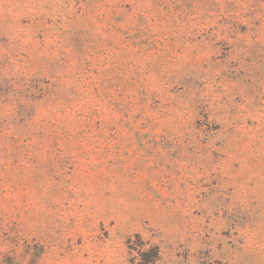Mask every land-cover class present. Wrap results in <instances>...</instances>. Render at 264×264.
<instances>
[{"label":"rangeland","instance_id":"obj_1","mask_svg":"<svg viewBox=\"0 0 264 264\" xmlns=\"http://www.w3.org/2000/svg\"><path fill=\"white\" fill-rule=\"evenodd\" d=\"M0 264H264V0H0Z\"/></svg>","mask_w":264,"mask_h":264}]
</instances>
